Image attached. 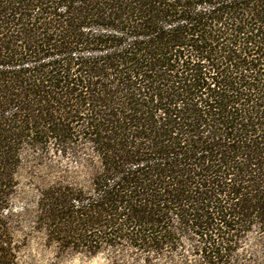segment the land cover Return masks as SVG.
<instances>
[{
    "label": "trees",
    "instance_id": "16d2710c",
    "mask_svg": "<svg viewBox=\"0 0 264 264\" xmlns=\"http://www.w3.org/2000/svg\"><path fill=\"white\" fill-rule=\"evenodd\" d=\"M31 229L113 264H264V0H0V264Z\"/></svg>",
    "mask_w": 264,
    "mask_h": 264
},
{
    "label": "rangeland",
    "instance_id": "374dc122",
    "mask_svg": "<svg viewBox=\"0 0 264 264\" xmlns=\"http://www.w3.org/2000/svg\"><path fill=\"white\" fill-rule=\"evenodd\" d=\"M51 162L49 163L57 166L54 170H39L38 180L41 179L43 183H38L35 181V186L29 187L28 181L26 179L22 180L21 191L28 190L33 196L34 200L32 203V208L35 207V200L40 196V191L49 185H56L58 182L65 184V157L59 158L56 156L51 157ZM32 180V179H30ZM39 180V181H41ZM43 184V185H42ZM20 200L16 203V209L20 208ZM48 235L45 230L36 232L34 230H29L28 240L25 242L21 237H18L17 246L20 248L18 250V259L16 264H113V257L107 252L98 253L94 256H87L78 253H65V244L59 245L58 243L47 242ZM116 264V263H115Z\"/></svg>",
    "mask_w": 264,
    "mask_h": 264
}]
</instances>
